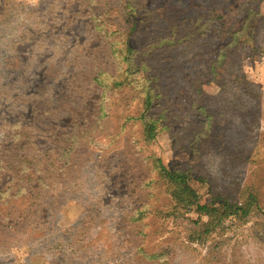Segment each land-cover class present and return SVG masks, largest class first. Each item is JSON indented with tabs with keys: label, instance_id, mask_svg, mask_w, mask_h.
Wrapping results in <instances>:
<instances>
[{
	"label": "rangeland",
	"instance_id": "obj_1",
	"mask_svg": "<svg viewBox=\"0 0 264 264\" xmlns=\"http://www.w3.org/2000/svg\"><path fill=\"white\" fill-rule=\"evenodd\" d=\"M0 264H264V0H0Z\"/></svg>",
	"mask_w": 264,
	"mask_h": 264
},
{
	"label": "trees",
	"instance_id": "obj_2",
	"mask_svg": "<svg viewBox=\"0 0 264 264\" xmlns=\"http://www.w3.org/2000/svg\"><path fill=\"white\" fill-rule=\"evenodd\" d=\"M248 44L251 45V43ZM237 45H239V42H237ZM249 48L243 42V46L240 49L249 50ZM119 85L118 83H113L111 85V91L119 89ZM148 105H150V100L147 97L145 100V108L149 107ZM144 136L147 140L154 139L155 124L153 122L144 125ZM155 169L168 184L172 200L176 207L184 209L186 213L193 211L198 216L196 220H192L193 229L196 230L192 231V235L190 234L189 236L193 238L194 233L198 232V237H195L196 239L193 238L195 240H201L202 236H208L222 229L224 222L229 218L245 219L254 206V196H250L248 198L249 200L243 204L231 202L222 196H216L215 200L202 204L196 195V191L190 185L191 179L188 174L168 170L161 164L160 160L156 161ZM26 171H29L28 168H26ZM203 217L207 218L205 223L201 221Z\"/></svg>",
	"mask_w": 264,
	"mask_h": 264
}]
</instances>
